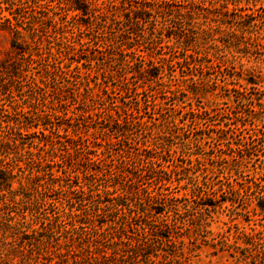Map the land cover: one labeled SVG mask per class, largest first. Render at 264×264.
I'll return each mask as SVG.
<instances>
[{
  "label": "trees",
  "instance_id": "trees-1",
  "mask_svg": "<svg viewBox=\"0 0 264 264\" xmlns=\"http://www.w3.org/2000/svg\"><path fill=\"white\" fill-rule=\"evenodd\" d=\"M59 12L82 20V42ZM0 34V264H193L204 247L221 264H264V168L241 176L252 144L211 158L226 183L202 172L180 185L204 158L175 146L180 122L143 115L173 99L200 115L183 98L209 94L214 67L234 81L224 91L263 84L264 0H0ZM165 65L204 73L173 86ZM219 210L229 221L213 236Z\"/></svg>",
  "mask_w": 264,
  "mask_h": 264
},
{
  "label": "rangeland",
  "instance_id": "rangeland-1",
  "mask_svg": "<svg viewBox=\"0 0 264 264\" xmlns=\"http://www.w3.org/2000/svg\"><path fill=\"white\" fill-rule=\"evenodd\" d=\"M59 13L61 18L67 19L69 30L74 33L76 41L78 40L82 42V32H78L75 28L78 22L82 23V20H68V17L64 12ZM54 47L56 48V46ZM9 48L10 39L8 35L0 34V53L2 56H4ZM164 52L173 55V49L165 50ZM261 59H264V57H261ZM63 60L66 59L63 58ZM244 64L249 68L250 66L255 65V62L248 63L244 60ZM259 65L262 67L261 74L264 78V63L259 61ZM165 66L166 71L163 76L165 77V80L171 82L173 86H177L178 79L182 78L181 75L185 77L186 80H191L188 81V83L191 84L194 79L202 78L200 75L204 73L201 68L195 69L192 72L185 69L182 73V69L178 66ZM39 71L40 68L38 70H33L36 75ZM219 71V67H214V70L205 73L206 78H209V82H207L210 92L209 94L186 99L183 98V102H186L184 105L186 108H194L200 111V115L197 117L193 115H184V111H180L176 107L177 101L174 99L167 102L163 111L162 109L158 110L157 108H154L152 104L148 103L152 100L153 94L150 90L145 92L140 98L143 102L149 104L144 107L143 115L146 120L148 119L154 121V123H158L155 119L161 111L162 114L166 115V118H169L170 116L174 118L176 122H180L182 125V130L180 131L181 137L175 139L174 144L184 157L188 154L197 153L204 158L202 164H196L192 170L184 171L174 179V181L179 179L180 185L188 183L191 186V183H193L192 177H201L203 175L202 172L206 174V178L209 180H217V178H219L220 181L226 183L224 174L216 171L212 173L211 170H209L216 166V161H213L211 158H228L234 156L239 152L237 151L234 153V149L237 148L243 153V150L248 148L244 147L246 144H252V146L249 147L251 148V151L246 153V155L250 157L245 159L242 163L245 172L244 174H241V176L248 178L252 173L256 171L259 172L261 167L264 168V127H258V124L249 117L250 115H253V108L257 104H262L264 108V82L248 93H240L237 90L224 91L222 88L218 87V85L233 84L234 81L226 78ZM75 74L79 75L78 72H75ZM30 82L31 80L29 78H26L23 81L24 90L27 94H31ZM149 84L150 82H146L144 86L147 87ZM231 87L232 86H230V88ZM160 88L161 87L159 86L155 87L153 85L152 90L155 94H158ZM261 111L260 118L264 126V109H261ZM119 147L120 145L115 147V149H118ZM196 156L197 155H194L192 158L194 159ZM167 157L169 159L172 158L169 157L168 154ZM209 158L210 160H208ZM80 165H82V162H80ZM226 165H228V163L224 164V166ZM232 165L236 164L233 163ZM174 183L177 184V182ZM153 188L155 191H159L156 186H153ZM168 192H173L177 196L183 194L185 190L180 188L179 185H177V187L174 185ZM226 214L228 213H223L221 210L217 213L221 222L212 224L210 227L213 236H216L218 233L226 229V226L222 223L229 221ZM241 220L242 224H240V228L243 229V227H245L249 230V225L243 222V219ZM251 226H254L253 223ZM210 252V249L205 247L202 248V250L198 252V257L193 259V264H221L224 262L216 257L210 256Z\"/></svg>",
  "mask_w": 264,
  "mask_h": 264
}]
</instances>
